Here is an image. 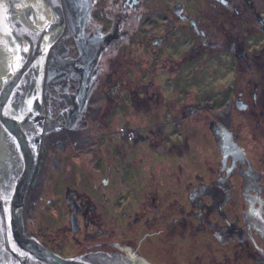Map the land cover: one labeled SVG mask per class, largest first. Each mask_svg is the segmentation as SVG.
Returning <instances> with one entry per match:
<instances>
[{
    "label": "flooded vegetation",
    "instance_id": "obj_1",
    "mask_svg": "<svg viewBox=\"0 0 264 264\" xmlns=\"http://www.w3.org/2000/svg\"><path fill=\"white\" fill-rule=\"evenodd\" d=\"M67 3L66 5L63 0H59L62 28L52 48L48 49L45 61V65L49 66L45 67L42 101L49 122L53 124L54 133L43 136L41 142L39 166L25 208L28 232L27 207L33 202L30 201V195L37 194L42 178L48 172V159L56 153L45 144L51 140L57 141L60 133H65L66 137L85 131L88 136L91 125L96 121L91 105L97 101L96 92L107 88L104 95L110 102L116 95H120L134 78L136 81L132 82H135L136 89L152 90L160 84L155 78L156 74L164 75L166 71L182 73L185 66L186 69L192 66L193 71L200 74L202 96L206 95L207 89H210L214 96L212 99L203 98L204 101L201 99V175H195L197 184L192 189L199 184H211L220 174L222 157L209 127L211 122L226 128L232 134L250 162L252 170L262 174L259 185L264 187V0H71ZM154 11L156 12L153 14ZM94 15L101 17L98 21L94 20L95 23ZM105 21L109 24L107 30L104 29ZM157 24L160 25V32L155 26ZM149 26L152 28L149 29ZM146 30L149 37L143 35ZM63 40L68 46H77V50L69 48L67 51ZM184 45L185 52L176 58L174 55L183 51ZM53 48L57 49L53 51V61L49 63L48 57ZM63 49L68 55L75 56V66L70 62L67 69L63 68L62 58L65 55L63 54L62 58L60 56ZM139 64L143 66L142 71L137 68ZM144 72L152 75L149 81H145ZM49 73L51 77L47 82ZM128 73L134 77L128 78ZM207 76L212 79L211 82L207 81L211 80ZM185 77L188 79L189 76ZM54 79L61 83L54 82L56 89L51 90L49 84H52ZM60 100H65L67 105H62ZM53 103L54 108H51ZM186 111V108H182L178 120L182 122L179 123L183 133L181 143L171 146L177 149L174 156L181 165L177 169L180 170L181 176L182 164L189 154V131L183 130L188 126L190 118V115L185 114ZM122 133L125 136L134 134L126 130ZM65 137L60 140V152L64 151L68 144ZM207 148L208 153L205 150ZM52 167L56 173L57 170H62L58 158L52 161ZM180 181L179 178V183ZM95 189L99 191L97 187ZM151 191V188L147 191L145 199L156 197V193L153 196ZM78 198L85 197L77 193H68L66 197L68 206L74 212L79 211ZM152 200L154 202L156 198ZM145 207L148 209L147 205ZM173 209H176L175 215L172 213ZM190 211L189 203L188 208L182 205H178V208L167 205L165 211L162 214L160 212L158 218L165 225L162 226L164 230H161L164 238L183 239L189 231L190 236H207L209 240L202 241L203 246L206 243H214L217 246L215 251L221 247L232 246L219 244L210 231L201 230L198 220L187 215ZM154 212L150 211L153 215L148 217L149 219L142 213L135 215L133 221L127 222V226L136 228L144 225L151 230V224L156 220ZM71 214V227L77 231L79 227L77 228L73 211ZM125 215L123 212L122 217L125 218ZM88 219L87 216L86 223ZM38 235L34 237H41V232ZM114 245L122 248L127 256L147 261L142 256L146 253L139 249L137 251L126 244ZM249 258L246 256L244 259L247 262ZM147 263L151 264L149 261ZM252 264L257 263L252 260Z\"/></svg>",
    "mask_w": 264,
    "mask_h": 264
},
{
    "label": "rangeland",
    "instance_id": "obj_2",
    "mask_svg": "<svg viewBox=\"0 0 264 264\" xmlns=\"http://www.w3.org/2000/svg\"><path fill=\"white\" fill-rule=\"evenodd\" d=\"M99 18V15H94L93 22ZM155 26L160 27L159 24ZM108 27L109 24L105 21L104 29L107 30ZM159 30L160 28L158 32L161 31ZM147 32H143V35L149 37ZM62 42L67 51L69 48L77 50V46H68L64 40ZM56 49H51L49 63L53 61L52 55ZM182 49L184 50L174 55L176 58L185 52V45ZM60 56L65 62L61 61L63 68L66 69L75 59L74 55H68L65 50H61ZM132 58L135 60L134 56ZM119 60L121 61L120 58ZM72 65L75 66L76 63L73 62ZM48 66L47 64L46 67ZM137 68L143 70L140 64ZM179 73L166 71L164 75L156 74L155 78L160 84L152 90L136 89L135 82H132L136 78H132L131 84H127L129 87L126 85L120 95H116L110 102L104 95L107 88L96 92L97 101L91 104L96 121L91 125L88 136L85 131L66 137L65 133H60L57 141H45V145L56 153L48 159V172L42 178L37 194L30 195V201L33 202L27 207V227L33 238L38 239L42 246L48 247L49 252L63 259L95 252L127 255L122 248L114 245L126 244L137 251L139 249L145 252L146 254H139L151 264H252L251 258L245 261L244 258L248 255L241 247L235 248L232 245L215 251L217 246L214 243L203 246L202 241L209 240L207 236H190L188 231L183 239L175 237L169 240L161 232L165 225L158 217L167 205L188 208L190 202L186 196L197 184L195 175H201V99L204 101L205 98L214 97L210 89L202 96L201 76L193 71L192 66L189 69L185 66L183 74ZM186 75L189 76L188 79ZM129 76L134 77L128 73L127 77ZM151 78L150 73L144 76L145 81ZM56 81L54 79L49 84L51 90L56 89ZM207 81L211 82L212 79ZM112 85L113 83L110 84ZM60 103L67 105L65 100H60ZM54 104H51V108H54ZM182 108H186L185 114L190 115V118L188 126H183V130L189 131V154L182 164L181 176L180 170H177L181 165L174 156L177 149L171 146L181 143L182 140L183 133L179 128V123L182 122L178 121ZM123 130L134 134L125 136ZM64 137L68 144L60 152V140ZM205 150L209 152L208 148ZM55 158L59 159V167L62 168L57 173L52 167ZM150 188L153 196L156 193V197L152 198H156L154 202L144 197ZM68 193L85 197L78 198L79 211L74 212L68 206ZM145 205L148 209L144 208ZM175 210L172 211L173 215L176 214ZM72 211L77 228L79 227L77 231L71 227ZM150 211H155L157 220L151 224V230L144 225L136 228L127 226V222L133 221L135 215H141L140 213L149 219L153 215ZM123 212L126 213L125 218L122 217ZM87 216L89 219L86 223ZM40 232L41 237L35 238ZM153 233L156 235H152Z\"/></svg>",
    "mask_w": 264,
    "mask_h": 264
},
{
    "label": "water",
    "instance_id": "obj_3",
    "mask_svg": "<svg viewBox=\"0 0 264 264\" xmlns=\"http://www.w3.org/2000/svg\"><path fill=\"white\" fill-rule=\"evenodd\" d=\"M61 28L59 0H0V264H148L109 252L63 259L25 232L24 198L39 166L42 137L53 132L43 83L47 52ZM209 127L221 170L214 182L189 192L187 215L219 244L240 246L264 264L263 176L252 170L226 128L214 122Z\"/></svg>",
    "mask_w": 264,
    "mask_h": 264
},
{
    "label": "bare ground",
    "instance_id": "obj_4",
    "mask_svg": "<svg viewBox=\"0 0 264 264\" xmlns=\"http://www.w3.org/2000/svg\"><path fill=\"white\" fill-rule=\"evenodd\" d=\"M54 43V42H53ZM53 43H52V45H53ZM52 48V47H51ZM42 139H43V137H42ZM41 142H42V140H41ZM39 155H40V153H39ZM29 190H30V188L28 189V191H27V193H26V196H25V198H24V205H23V224H24V228H25V232L32 238V239H34L33 238V236L28 232V230L26 229V224H25V208H26V202H27V198H28V193H29ZM35 240V239H34ZM37 241V240H36ZM38 242V241H37ZM39 243V242H38ZM40 244V243H39ZM41 245V244H40ZM42 247H44V246H42ZM44 249H46L45 247H44ZM47 250V249H46ZM49 251V250H48ZM53 254V253H52Z\"/></svg>",
    "mask_w": 264,
    "mask_h": 264
}]
</instances>
